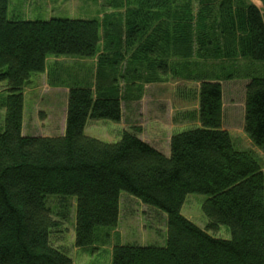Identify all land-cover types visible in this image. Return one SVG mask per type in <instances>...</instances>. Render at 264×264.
<instances>
[{"label": "trees", "instance_id": "trees-1", "mask_svg": "<svg viewBox=\"0 0 264 264\" xmlns=\"http://www.w3.org/2000/svg\"><path fill=\"white\" fill-rule=\"evenodd\" d=\"M8 1L0 0V84L7 94L0 129V264H73L51 244L60 223L45 196L75 198L74 247L93 250L96 230L118 225L121 193L166 215V243L115 245L110 264H264V172L253 151L237 149L222 127L221 85L236 79L222 61L241 60V70L264 63V0L262 10L235 0H194L195 29L190 0L182 7L183 0H122L114 9L124 10V20L107 21L103 33L97 20H9ZM123 43L137 63L129 61L122 74ZM50 57L96 59L94 81L69 87L62 136H23V89L45 73ZM207 61L220 70L194 68ZM167 76L198 84L197 109L189 115L197 126L170 137L168 156L142 141L139 128L123 130L115 143L85 135L89 120L118 123L123 103L138 102L145 84ZM237 76L248 80L244 133L264 157V75ZM190 194L207 197L204 230L181 215ZM221 227L230 239L208 234Z\"/></svg>", "mask_w": 264, "mask_h": 264}, {"label": "rangeland", "instance_id": "rangeland-1", "mask_svg": "<svg viewBox=\"0 0 264 264\" xmlns=\"http://www.w3.org/2000/svg\"><path fill=\"white\" fill-rule=\"evenodd\" d=\"M121 1L84 0L81 4L79 0H66L60 5L55 4V0H42L38 5L32 0V3L26 0H16L13 1L14 7H9L8 9V12H12L14 15H9L8 19L19 18L27 21H47L51 18L86 20V16L89 18L87 20L99 21L102 25L101 33H103L104 24L107 21V23H114L117 20H124L122 14L124 10L119 9L120 13L114 9ZM258 2L261 1L235 0L237 5L251 4L259 6ZM186 3L187 1L183 0L178 2V5L182 7ZM190 7L194 19L192 29H195L194 22L199 6L194 0H190ZM210 7L213 8V6ZM212 10L215 12L216 9L213 8ZM179 11H182V8ZM76 12L78 13L76 14ZM118 14H121V16ZM213 19H216V17L210 15L208 23H212ZM210 40L213 41L212 38ZM121 45V54L126 57L119 66L120 72L123 74L129 61L131 65H136L137 61L131 58L134 50L127 49L124 43ZM212 49H215V47H212ZM193 60H196L197 63L201 62L196 57ZM47 61L48 66L53 68L52 70L58 66V63H61L63 69H66L67 77L74 78L81 71L79 68L80 60L78 61V59L50 57ZM89 61L93 62L92 70L95 71L96 59ZM222 62L223 64L221 65H224L222 70H227L228 73L236 78L221 81L223 90L222 127L230 134L237 149L253 151L254 156L259 159L264 172V157L254 149L244 133V93L248 80L237 76L252 70L255 71V74L264 75V63L259 64L254 69L241 70V68L246 66V63L241 60H238L236 64L228 60ZM204 65L206 69L214 70L216 73L221 68L212 61H207L205 64L201 63L194 68L200 69ZM235 69L239 70V72ZM246 69L249 68L246 67ZM52 76L51 74H47L46 77L45 75L39 76L32 85L27 84L28 86L24 87L23 92L27 93L29 87L35 93V95H27V97H24L25 101H23L25 104L24 133L28 136L51 137L62 134L61 123L63 116L61 119V112L58 109L60 105L66 104V101L63 103V100L67 87L53 86L51 82ZM145 85L141 99L138 102L122 104L121 119L118 123L107 120H89L84 131L85 135L102 142L115 143L120 139V134L123 130H129L132 127L139 128V138L142 141L168 156L170 137L177 132L197 126L196 121H189V115L197 109L194 91L198 88V84L167 76L162 77L161 81ZM71 86L72 84H69V87ZM122 87L123 85L121 84V90ZM6 96L4 84H0V129L4 119L2 104ZM39 97L40 100H38ZM206 199L207 197L204 195H187L181 208V215L202 230L207 225V220L202 212V205ZM45 206L49 209L52 218L60 223V228L51 237V244L55 248L62 249L70 257L73 264H110L112 248L118 244L163 247L166 243V215L144 206L138 200L125 193L120 194L119 221L116 229L111 232L105 228L97 229V243L94 245L93 250H81L74 247L76 219V200L74 197L48 195L45 196ZM208 234L220 239H230V234L225 227L219 228L217 233L208 231Z\"/></svg>", "mask_w": 264, "mask_h": 264}, {"label": "crops", "instance_id": "crops-1", "mask_svg": "<svg viewBox=\"0 0 264 264\" xmlns=\"http://www.w3.org/2000/svg\"><path fill=\"white\" fill-rule=\"evenodd\" d=\"M13 1H16V0H9L8 1L7 17H9V15L10 16L14 15L12 12H8L9 7H14L13 6ZM26 1L27 2H31V0H26ZM41 1L42 0H32V2H36L38 5L41 3ZM43 1H45V0H43ZM65 1L66 0H55V4L62 5V3H64ZM79 2L82 4L84 2V0H79ZM258 3H259V6H256V5H254V6H256L259 10H262L263 9L262 3L261 2H258ZM29 6H30V4H29ZM84 6H87V5H84ZM78 12H76V14ZM76 14H75V16H76ZM85 18H86V20L89 19L86 16H85ZM82 20H85V19H82ZM60 58L65 59L67 57H60ZM79 60H80V63H79L80 67L79 68H80L81 71L79 73H77L76 77H74V78L66 76V74H67L66 69H63V67H62L63 65L61 66V63H58V66L56 68L54 67V70H52L53 68H51V66H48V61H47L46 62L47 68L45 70V73L37 75V76H33L30 79L29 83H28V85H30V84L32 85L34 83V81H36L39 76L45 75V77H46L47 74L48 75L51 74V75H53L52 76L53 78L51 80L53 86L57 85V86L67 87V89L65 88L66 89V93H65V98L63 100V103H65V101H66V104L60 105V108L58 109L61 112V115H60L61 119H62V116H63V121L61 123L63 131H62V134L59 135V136H62L64 134V130H65V117H66V106H67V95H68V91H69V89H68L69 88V84L73 85L74 81L79 82L80 84H86V83L91 84L93 82V76H94V72L95 71L92 70L93 62L91 63V61H89V60H92V59H89V60L78 59V61ZM144 86H146V85H144ZM27 95H35V93H34L33 90L29 89V87H28L27 93L23 92V101H25L24 97H27ZM38 100H40V97H39ZM222 103H223V99H222ZM24 106H25V104L23 103L22 135L23 136H28V135H26V133H24V119H25ZM86 126H87V124H86ZM85 129H86V127H85ZM28 137H33V136H28ZM45 137H48V136H45ZM51 137H58V136H51Z\"/></svg>", "mask_w": 264, "mask_h": 264}]
</instances>
